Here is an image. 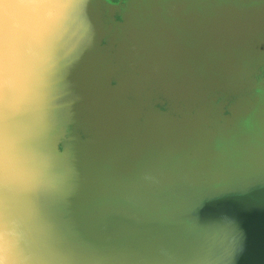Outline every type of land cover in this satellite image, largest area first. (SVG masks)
Segmentation results:
<instances>
[{
    "label": "water",
    "instance_id": "95a60500",
    "mask_svg": "<svg viewBox=\"0 0 264 264\" xmlns=\"http://www.w3.org/2000/svg\"><path fill=\"white\" fill-rule=\"evenodd\" d=\"M14 9L0 264H264V0H0V68Z\"/></svg>",
    "mask_w": 264,
    "mask_h": 264
},
{
    "label": "clouds",
    "instance_id": "9594fccd",
    "mask_svg": "<svg viewBox=\"0 0 264 264\" xmlns=\"http://www.w3.org/2000/svg\"><path fill=\"white\" fill-rule=\"evenodd\" d=\"M24 7V6H18ZM12 24L19 30L21 45L12 53V66L0 68V78L7 84L9 78L22 76L29 68L38 67L45 58V47L40 23L30 24L22 11L13 10L9 13Z\"/></svg>",
    "mask_w": 264,
    "mask_h": 264
}]
</instances>
